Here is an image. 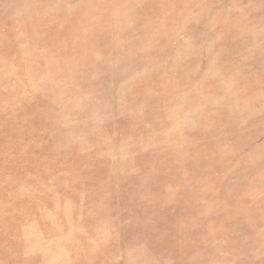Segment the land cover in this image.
<instances>
[{"label": "rangeland", "instance_id": "1", "mask_svg": "<svg viewBox=\"0 0 264 264\" xmlns=\"http://www.w3.org/2000/svg\"><path fill=\"white\" fill-rule=\"evenodd\" d=\"M0 264H264V0H0Z\"/></svg>", "mask_w": 264, "mask_h": 264}]
</instances>
